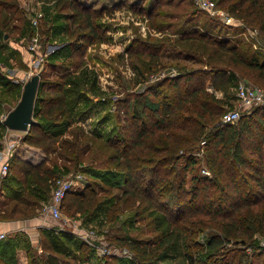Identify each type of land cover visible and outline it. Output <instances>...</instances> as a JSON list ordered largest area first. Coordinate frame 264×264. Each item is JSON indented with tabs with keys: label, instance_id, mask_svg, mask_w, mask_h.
Returning a JSON list of instances; mask_svg holds the SVG:
<instances>
[{
	"label": "trees",
	"instance_id": "16d2710c",
	"mask_svg": "<svg viewBox=\"0 0 264 264\" xmlns=\"http://www.w3.org/2000/svg\"><path fill=\"white\" fill-rule=\"evenodd\" d=\"M66 2L70 6H63V0L58 4L72 10L68 17L85 22L79 42L89 36L105 37L100 11L105 8L86 10L78 0ZM217 4L240 22L225 25L216 16L202 18L200 13L206 10L195 0H151L140 9L146 11L153 28L170 31L141 42L139 50L128 49L145 58L147 69L159 72L175 67L176 73L157 79L131 98L126 96V114L114 136L90 134L80 125L68 129L75 117L64 82H49L41 71L34 116L42 115L46 121L42 124L35 118L23 141L41 148L46 157L37 164L12 159L19 181L2 186L8 198L5 210L28 215L42 209L58 176L83 170L89 161L105 156L106 163L123 172L121 193L113 203L111 197L107 199L108 218L118 217L125 209L153 215L159 233L145 241L125 234L114 238L111 241L117 247L128 248L132 255L113 254L104 264H121L123 259H130V264H167L168 250L180 238L189 248L185 252L189 264H264V247H259L257 239L264 236V104L254 105L236 122H223L226 99L214 91L229 96L235 78L264 87V50L238 35L247 26L258 29L264 39V0H217ZM17 10L16 0H0V13L7 19L4 25ZM166 45L199 65L163 61ZM200 146L205 147L211 174L198 168L200 157L195 150ZM188 170H194L189 185ZM101 190L106 188L96 180L69 190L62 210L73 216L103 210ZM60 232L46 236L50 247L46 258L30 254L24 264H85L94 248L82 240L76 252L75 234ZM205 232V243L195 239ZM228 242L234 246L228 247ZM238 243L252 247L247 260L240 256ZM0 264L12 263L0 258Z\"/></svg>",
	"mask_w": 264,
	"mask_h": 264
},
{
	"label": "rangeland",
	"instance_id": "374dc122",
	"mask_svg": "<svg viewBox=\"0 0 264 264\" xmlns=\"http://www.w3.org/2000/svg\"><path fill=\"white\" fill-rule=\"evenodd\" d=\"M16 1L18 10L11 22L8 21L4 25V21H7L6 15L0 13V148L3 147L2 145L7 139L10 140L6 137L9 129L4 127L5 115L18 103L25 81L34 73L41 71L43 72L42 78L49 82L56 80L64 82L67 101L75 117L74 124L68 129L80 125L85 132L100 134L105 138L118 134L120 123L123 122L126 114L124 111L127 104L126 96L131 98L135 92L143 91L142 89L147 85L155 83L148 81L151 74H157L168 68H161L159 72L155 69L149 70L144 63L145 58L134 55L128 49L131 46L133 50H139V48H143L141 42L147 39L154 41L157 36L170 31L166 29L162 33L153 28L146 11L140 10L143 7L146 8L151 0H78V4L85 9L87 7L91 10L105 8V10H100L103 13L102 25L106 28L105 37L98 39L89 36L81 40L83 43L79 42L81 36L79 33L86 29L85 22L80 21V18L78 21L81 23L80 26L77 24L76 18L68 17L72 10L58 4L59 0ZM63 1L65 4L63 6H70L66 2L67 0ZM73 1L75 2V0ZM116 5L118 7H115ZM111 7L115 8L110 9ZM205 12L201 11L202 18L213 16L208 11V13ZM153 16L158 21L164 20L162 17ZM219 21L222 22L220 19ZM233 30L234 28H229L230 33L234 32ZM240 34L247 40L252 39L251 36L246 37L244 31L239 32L238 35ZM32 44H35V49H30ZM259 49L264 50L263 48ZM162 57L163 61L169 62V64L179 60L182 64L199 65V63L178 56L177 53H172L171 47L167 45L162 50ZM241 79L243 78H235L234 87L229 96L223 91L214 90L218 96L226 99L223 104L225 111L241 109L236 95V88ZM144 82L147 83L143 87ZM208 86L211 90L214 89L210 83ZM38 106L39 103H37ZM252 108L253 106L250 110ZM34 118L42 121V124L46 121L42 115H36ZM18 132L11 136L18 141L17 147L23 141L27 131L18 130ZM195 152L200 157L198 168L201 173L205 174L204 170L213 173L206 164L205 147L200 146ZM13 164L12 160L11 170H15ZM193 171L188 170V185L191 183L190 177ZM75 173L82 175L74 188H80L86 182L94 180L99 181L100 185L106 188L99 192V195H102L103 210H97L87 215L78 213L74 216L63 210L66 216L77 219L81 228H92L96 232L98 231V238L105 240L111 246L115 244L111 240L118 239V236L122 237L124 234L143 241L156 237L155 235L159 231L156 229L153 215L138 214L137 211L131 209L121 211L118 213V217L115 216L112 219L106 215V207L109 206L107 199L111 197V203H113L116 200L115 196H118L123 189V185H120L123 183V172L114 168L110 163H106L105 156L93 162L89 161L83 170L77 172L70 170L64 172L63 175L70 176ZM78 229L80 230V228ZM65 231L72 232L70 226L66 227ZM75 236L76 252H80L79 245L83 238L78 232ZM207 236L208 234L205 232L195 239L205 243ZM257 239L259 247H264L262 244L264 236L258 235ZM233 243L228 242L227 246L232 247ZM237 245L241 250L240 256L247 260L252 247L241 243ZM72 246L75 244L72 243ZM186 251L188 252L189 248L185 247L183 239L180 238L168 250V258L164 260V263L189 264L185 255ZM116 252L120 253L119 250ZM244 252L246 254L243 255ZM98 262L101 264L102 258L92 251L85 264H98ZM121 264H130V259H123ZM159 264L161 263L159 262Z\"/></svg>",
	"mask_w": 264,
	"mask_h": 264
},
{
	"label": "built area",
	"instance_id": "2783aa9c",
	"mask_svg": "<svg viewBox=\"0 0 264 264\" xmlns=\"http://www.w3.org/2000/svg\"><path fill=\"white\" fill-rule=\"evenodd\" d=\"M196 4L208 11L211 15L216 16L218 19H220L225 25L234 24L235 20L239 23L240 20L236 19L232 14H230L227 10H225L222 7H219L217 4V0H195ZM232 36H234L232 33H230ZM244 34L246 37L252 38L254 46L257 48H263L264 49V39L260 35V32L256 28H251L245 26ZM35 40V38H34ZM38 41V40H37ZM259 43V44H258ZM35 44H32L30 49H35ZM176 73V69H170V70H162L160 73L157 74H151V77L148 81H156L157 79H160L162 77H165L167 75L173 76ZM147 81V82H148ZM147 82H144L143 87L146 85ZM236 95L239 100V106L241 107L238 109H232V110H226L221 119L223 122H236L238 121L241 116L250 111V108L256 104H264V87L252 84L246 79H241L238 82L237 88H236ZM9 139L6 140V143L4 147L0 149V173L1 175H5L10 171L11 165H10V158L12 157L15 148L18 144V141L14 139L13 137L6 136ZM206 174H211L209 170H204ZM80 173L71 174L68 175H62L58 176L55 179L51 197L50 199L44 203L43 210L49 214L52 218H54L56 221H58L57 228L58 230H66V227L70 226L71 231H74L75 233L78 232V234L83 238V240L86 242L87 245L91 246L95 249V251L99 254V256L102 258L101 264L105 263V258L107 256L113 255V254H119V255H132V251L129 250L126 247H117L116 245L111 246L106 243L105 240H100L98 238L97 233L94 229L89 228H81L79 222L77 219L71 218L66 216L63 213L62 210V203L63 200L68 193L69 190L73 189L76 184L79 183L81 179ZM80 228V230L78 229ZM262 244L264 245V240H262ZM116 250H119L120 253H117Z\"/></svg>",
	"mask_w": 264,
	"mask_h": 264
},
{
	"label": "crops",
	"instance_id": "0c3cea01",
	"mask_svg": "<svg viewBox=\"0 0 264 264\" xmlns=\"http://www.w3.org/2000/svg\"><path fill=\"white\" fill-rule=\"evenodd\" d=\"M14 133L19 132L9 129L6 136L11 137ZM5 143L6 141L3 147ZM45 157L41 148L22 141L18 147L16 146L10 161L13 158L15 160L20 158L37 164ZM13 170H10L9 174L6 173L7 175L0 173V258L12 264H24L29 260L30 254L46 258L50 253V247L46 244V236L61 234V232L57 228L58 221L47 214L43 207L28 215L5 210L8 198L2 186L9 184L12 180L19 181L16 178V170ZM96 254L99 256L97 252Z\"/></svg>",
	"mask_w": 264,
	"mask_h": 264
},
{
	"label": "water",
	"instance_id": "95a60500",
	"mask_svg": "<svg viewBox=\"0 0 264 264\" xmlns=\"http://www.w3.org/2000/svg\"><path fill=\"white\" fill-rule=\"evenodd\" d=\"M41 72L34 73L24 85L18 103L5 115L3 122L9 129L28 131L35 122L34 108L40 84Z\"/></svg>",
	"mask_w": 264,
	"mask_h": 264
}]
</instances>
